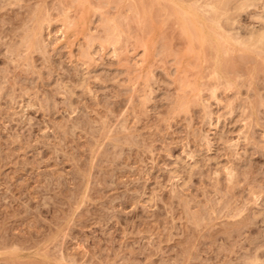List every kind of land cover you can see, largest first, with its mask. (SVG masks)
Returning <instances> with one entry per match:
<instances>
[{
    "label": "rangeland",
    "instance_id": "obj_1",
    "mask_svg": "<svg viewBox=\"0 0 264 264\" xmlns=\"http://www.w3.org/2000/svg\"><path fill=\"white\" fill-rule=\"evenodd\" d=\"M195 1L0 0V264H264V55Z\"/></svg>",
    "mask_w": 264,
    "mask_h": 264
},
{
    "label": "bare ground",
    "instance_id": "obj_2",
    "mask_svg": "<svg viewBox=\"0 0 264 264\" xmlns=\"http://www.w3.org/2000/svg\"><path fill=\"white\" fill-rule=\"evenodd\" d=\"M193 1H195V0H193ZM195 2H193V5L194 4L197 5V6H195V8L197 7L199 12L202 14L201 16H203L202 17L203 19L201 21H202V25L204 26L205 30H206V28L207 29L209 28L210 29V30L208 29L209 31L213 30L214 34L217 35L219 29H221V30L224 29V31H223L224 34L225 33H226L225 35L229 34V36L224 35L223 37H219L220 39H222L224 37H228L231 39V37L235 36L234 38L236 40L232 38L233 41L234 40H235V42L237 41L238 42L237 45L240 44L242 46V49L244 47V50L248 49V51L250 50L253 53H255V52L259 53L258 56H260V53H262V55H264L263 54L264 53V0H196ZM250 9L254 10V11H252L253 13L250 15L251 16L250 18L252 20H254L257 23V25L256 26L252 25L249 28L244 27L246 29L243 33H241V32L237 33L238 32L237 30L239 28L236 26L238 28L236 30V29H234V26L237 24L238 20L242 16V14L248 12ZM194 12H195V10H194ZM190 14H193V13H190ZM186 15H188V14H186ZM188 18H190V17H188ZM197 19L200 21V18H197ZM188 20H190V19H188ZM187 22H189V21H187ZM194 24H196V22ZM197 26H198V23H197ZM197 26L195 25V27H197ZM244 28H243V30H244ZM195 29L197 30V28H195ZM199 30L201 31V29H199ZM208 30H206V31H208ZM232 31H234V32L236 31L235 33H237V34H234ZM223 32H220L219 36L220 35L222 36ZM209 33H211V32H209ZM200 34H205V33H200ZM207 34H205V36ZM208 37L210 40V36H208ZM215 37L213 36V38H215ZM198 38L199 37H197L196 39H198ZM201 38L203 39L202 35L200 36V40H201ZM204 38L207 39V36ZM204 40L205 39H203V42H204ZM219 50H221V49H219ZM216 54H217V52H216ZM218 77L219 76H217V78ZM224 83H225V81H224ZM71 92L72 91H70V95L72 96L73 94H71ZM262 104H264V103H262ZM68 106H70V108H71L70 103H68ZM262 107H264V105H262ZM174 172H175V170L173 171V173ZM229 173H230V171L228 172V174ZM229 175L231 176V174H229ZM183 184H184V182H183ZM254 259L256 261L257 258H254ZM249 260H251V258ZM255 261L252 260L249 262L255 263Z\"/></svg>",
    "mask_w": 264,
    "mask_h": 264
}]
</instances>
